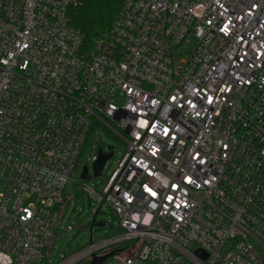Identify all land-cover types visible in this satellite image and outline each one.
<instances>
[{
    "label": "built area",
    "instance_id": "built-area-1",
    "mask_svg": "<svg viewBox=\"0 0 264 264\" xmlns=\"http://www.w3.org/2000/svg\"><path fill=\"white\" fill-rule=\"evenodd\" d=\"M78 3L0 0V264H49L96 126L120 232L59 264H264V0H122L89 50Z\"/></svg>",
    "mask_w": 264,
    "mask_h": 264
},
{
    "label": "rangeland",
    "instance_id": "rangeland-1",
    "mask_svg": "<svg viewBox=\"0 0 264 264\" xmlns=\"http://www.w3.org/2000/svg\"><path fill=\"white\" fill-rule=\"evenodd\" d=\"M108 146H113L114 156L108 160L102 176H94V158L97 157L100 148L109 151ZM125 149L126 144L114 132L105 129L103 126L93 128L84 154L65 189L64 200L60 205V218L55 228L56 242L49 252V264H59L65 257L88 247L92 242L106 240L119 234V221L107 206H102L96 215V225L91 231V224L95 217L92 208H98L99 203L83 190V186L86 185L100 191L106 182V178L117 167ZM85 166L89 169L90 179L82 178V171ZM99 222L107 224L106 226H98L97 223ZM78 223H82L88 229H80ZM111 223L115 225L114 229L109 228L108 225ZM114 262L115 259L112 257L106 261V264H113Z\"/></svg>",
    "mask_w": 264,
    "mask_h": 264
},
{
    "label": "trees",
    "instance_id": "trees-1",
    "mask_svg": "<svg viewBox=\"0 0 264 264\" xmlns=\"http://www.w3.org/2000/svg\"><path fill=\"white\" fill-rule=\"evenodd\" d=\"M121 7L122 0H79L71 9L73 23L84 36V49L89 50L93 47L95 41L112 25ZM88 142L89 140L81 157ZM82 264H89V260Z\"/></svg>",
    "mask_w": 264,
    "mask_h": 264
},
{
    "label": "water",
    "instance_id": "water-1",
    "mask_svg": "<svg viewBox=\"0 0 264 264\" xmlns=\"http://www.w3.org/2000/svg\"><path fill=\"white\" fill-rule=\"evenodd\" d=\"M108 150L106 151L104 148H100L98 151L97 158L93 162V170H94V176H102L103 169L107 163V161L113 157L114 155V148L113 146H108ZM82 178L84 179H90L91 175L89 174V169L87 166L83 168L82 171ZM96 225V217H94L92 224H91V231L92 228ZM98 226H106L105 222H99L97 223ZM78 226L82 230H87L88 227L83 225L82 223H78ZM110 229H114V224L111 223L108 225ZM115 255V251L108 252L104 255H92V260L89 264H104L109 258L113 257ZM207 257V256H206Z\"/></svg>",
    "mask_w": 264,
    "mask_h": 264
},
{
    "label": "flooded vegetation",
    "instance_id": "flooded-vegetation-1",
    "mask_svg": "<svg viewBox=\"0 0 264 264\" xmlns=\"http://www.w3.org/2000/svg\"><path fill=\"white\" fill-rule=\"evenodd\" d=\"M107 253V252H106ZM106 253H102V254H100V255H104V254H106Z\"/></svg>",
    "mask_w": 264,
    "mask_h": 264
}]
</instances>
